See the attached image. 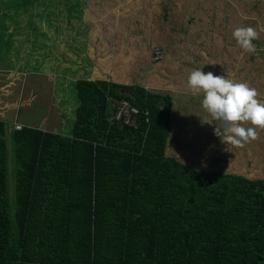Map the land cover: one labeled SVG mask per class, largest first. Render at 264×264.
<instances>
[{
  "label": "trees",
  "instance_id": "16d2710c",
  "mask_svg": "<svg viewBox=\"0 0 264 264\" xmlns=\"http://www.w3.org/2000/svg\"><path fill=\"white\" fill-rule=\"evenodd\" d=\"M59 2L68 5V15L60 19L57 35L84 44L65 47L77 56L84 48L96 52L98 39L87 47L85 21L83 34L69 35L84 19L85 0H0V15L33 10L46 19L43 33H53L56 24L44 5ZM0 25L8 41V25ZM234 45L235 40L213 39L210 47L196 45L188 55L183 47L167 49L182 55L178 72L187 84L185 73L198 70L209 55L197 52L210 50L213 56ZM148 60L154 61L148 62L151 69L160 70L159 59ZM76 89L81 101L71 133L60 126L10 130L0 119V264H264V178L189 166L177 157L180 151L167 154L158 145L148 117H140L136 127L116 124L107 135L109 101L100 87L89 82ZM118 89L125 99L128 90ZM143 140L154 147L133 150Z\"/></svg>",
  "mask_w": 264,
  "mask_h": 264
},
{
  "label": "rangeland",
  "instance_id": "374dc122",
  "mask_svg": "<svg viewBox=\"0 0 264 264\" xmlns=\"http://www.w3.org/2000/svg\"><path fill=\"white\" fill-rule=\"evenodd\" d=\"M85 3L87 8L83 10L84 19L82 16L80 25L72 26L69 35L73 37L76 32L78 35L83 34L84 30L80 26L85 21L89 26L87 47L91 40L96 38L104 55L110 57L106 60L104 57H97L103 59V65H107L108 61L112 60L113 63L117 61L128 66L127 76L116 75L115 69L107 67L109 77H106V81L112 89L120 87L128 90L125 99L128 101L131 97L132 100L138 101V107L142 110L147 109L149 115L151 110L155 109L153 119L149 121L154 123L152 127L158 131L156 135L160 140L158 145L166 146L165 153L177 156L174 150L180 151V156L177 157L196 168L264 178V130H259L258 138L242 148L224 143L214 134L216 122L213 121L211 124L203 122L205 119H212L202 108L203 94L193 95L186 84V78L184 82L181 79L184 74H180L178 68L182 55L178 57L170 54L167 49V47H175L176 51V48L183 47L185 50L183 54L188 55L197 49L196 45L202 46L206 43L210 47L213 39L218 43L235 40L232 33L237 27L256 29L259 38L253 41L256 47L255 53L242 54V49L234 45L231 46L233 47L231 52L220 49L212 56L210 50L209 53L202 50L197 54L202 57L209 54L207 60L202 59L199 63L202 72L205 74L212 72L214 76H223L235 83H247L259 93L257 99L264 102V0H85ZM44 7L52 12L50 19L56 26L50 29H55V33H43V29L47 28L46 19L44 16L38 18L37 12L33 10L9 9L5 16L0 15V22L7 23V31L11 35L7 41V36H3L4 30L0 25V69L8 70L0 71V108L3 109L0 110L4 113L0 117L23 123L19 120L21 118L35 124L33 127H36V124H41L36 117L42 116L44 107L35 99L41 100L42 96H45L46 101L49 102L52 98L57 113L63 114V118L60 117L63 123L59 129L70 133L69 130L76 119L77 100L73 82L69 79L66 70L63 74L66 80L58 75L62 62L61 54L63 53L68 59H74L79 53L74 55L69 52H72L73 48L65 47L69 43H74L75 39L63 38L66 36L64 33L57 35L61 33L57 26L63 25V20L66 21L68 5L59 2L54 6L44 5ZM31 15L35 17H30ZM15 25L17 28L13 29L11 26ZM34 27L36 30L33 29ZM6 45L9 46L7 51L4 50ZM76 45L84 46L80 41L75 42ZM111 45L113 48H110ZM85 50L82 49L84 53L81 55L84 56V61L77 59L86 64V69L80 71L79 77H85L90 68L85 62L90 59ZM156 51H159L161 56ZM98 54L99 49H96V52L93 50L95 57ZM150 55H153V60L159 59L161 63L157 67L160 69L158 74L156 72L158 70L148 68V62L152 61L148 60ZM48 66L56 71L49 75L50 83L48 78H45L48 74L44 72ZM72 70L76 75L77 70L73 68ZM135 72L145 77L136 78L131 82L132 77L137 75L133 74ZM146 72L150 73L148 78ZM191 72L187 71L185 75L188 76ZM38 74L43 76L39 78ZM161 74L163 75L160 76ZM26 81H30L34 88L30 89L31 86L27 89L20 88L24 90L21 92L18 86L21 83L25 85ZM54 83L55 90L47 92L48 85L53 88ZM179 89L183 90V93L176 92ZM119 92L120 89L115 95V100L124 95L123 92ZM66 97H72L74 100V108L71 107L72 104L69 106L73 108L72 110L64 103ZM55 107L52 113H55ZM29 112L32 113L31 115L37 113L32 121ZM54 119L46 122L51 124ZM163 120L168 125L164 124ZM5 124L8 127V123ZM56 125L57 123L46 126L42 123L41 128L54 129ZM250 126V124L245 125V127ZM141 145V149L129 147H133L135 151L145 152L150 151V146L154 147V144L151 145L144 140ZM127 148L128 144L125 146V149ZM10 173L9 167V175ZM12 184L10 179L11 194H13Z\"/></svg>",
  "mask_w": 264,
  "mask_h": 264
},
{
  "label": "clouds",
  "instance_id": "9594fccd",
  "mask_svg": "<svg viewBox=\"0 0 264 264\" xmlns=\"http://www.w3.org/2000/svg\"><path fill=\"white\" fill-rule=\"evenodd\" d=\"M232 36L242 49V54L256 52L253 44L259 38L256 29L237 27ZM187 84L193 95L203 94L202 108L212 118L203 122L211 124L215 121L214 134L224 143L242 148L258 138L259 130H264V102L257 99L259 93L247 83H235L198 69L190 73ZM147 117L149 120V113ZM248 124L251 126L245 127ZM9 128L11 130L15 125Z\"/></svg>",
  "mask_w": 264,
  "mask_h": 264
},
{
  "label": "crops",
  "instance_id": "0c3cea01",
  "mask_svg": "<svg viewBox=\"0 0 264 264\" xmlns=\"http://www.w3.org/2000/svg\"><path fill=\"white\" fill-rule=\"evenodd\" d=\"M110 48H113V46L111 45ZM97 49H99V54L96 57L93 55V49L89 48V49H86L85 50L86 51V54L90 57L89 61H85V62H87L90 65V68L87 71V75L85 77H79L78 75L80 74V71H82V69L85 68V65L86 64L81 63L80 60H77L79 58V59H81V60L84 61V56H77L74 59H68L67 58L66 60H63V58L61 57L62 62H61L60 67H59V75H58V77L63 76L64 70H66V73L70 76L69 79H71V81L73 82L74 93H75L76 100H77V103H76V106H75V113L77 112V108H78V106L80 104V101H81L80 100V97L78 96V93H77L76 85L77 84H81V83H89L90 82V83L96 84V85H98L100 87V91H101V93H103L104 99L109 101V103L107 104L108 105V110L105 109V111H106V117H107L105 119L106 120L105 121V125H106V127H108L110 129L109 133H107V135H109L111 133L112 129L113 128H117L118 126L112 120V115H113V112H114L113 111V108H114V105L116 104L115 95H117V91L115 89H112L111 86L106 81V77L107 78L109 77V74H108V71L109 70L108 69H115L116 72H117L116 75H119V76L125 75V76H127V75H129L128 74V71H126L127 68H128V66L127 65H123V64H119V62H117V61H115L113 63L112 60H109L108 63H107V65H103V62H104L103 59L97 58V57L98 56L104 57L105 60L107 58H110V57H107L106 55H104V53H103L100 45L97 46ZM76 62H78V64ZM97 62H99V63H97ZM107 67H108V69H106ZM72 68L74 70H77V74L76 75L74 74V71L72 70ZM148 68L150 69V67H148ZM147 70L148 69H146V71ZM0 71L6 72L8 70L6 68H3V69H0ZM44 72H46L48 74L45 78H48V83H50L51 77L49 75L56 73V71H53L52 69H50L49 67H47V70L44 71ZM48 72H51V73H48ZM156 72H157V74L160 73V71H156ZM60 73L62 75H60ZM120 73H122V74H120ZM131 73L132 72H130V74ZM39 75L40 74H38V77L39 78H41L43 76V75L42 76H39ZM146 75H148L147 76V78H148L150 76V73L149 72H146ZM162 75L163 74H161L160 76H162ZM143 77H145V76H142V77L135 76V78L132 77L133 80L131 82H133L136 78L137 79H141ZM63 78H64V76H63ZM31 84L32 83L30 81H26L25 82V85L23 83H21V85H19L18 88H19V90H20V88L21 89H23V88H26L27 89L28 87L31 86ZM60 85H62V84H59V86ZM52 87L53 88H50L49 85H48L47 92L50 91V90L51 91L55 90L56 84L54 83L52 85ZM31 88H34V87L31 86L30 89ZM20 91L23 92L24 90H20ZM49 97H52V96L49 95ZM46 99L47 98H45V96H42V99L41 100L35 99V101H37L39 104L43 105V107H44V111H43L42 116H37L36 117V120L37 121H41V124H36L37 125L36 127L41 128L42 123L44 125H46V126H50L51 124L57 123L56 127L55 128L52 127L54 129H51V130H53V131L58 130L59 131V129L57 127L60 126L62 124V122H63V120L60 119V117L63 118V114L62 113H59V114L57 113L58 110L55 107V105H53L52 98L50 99V102L49 101H46ZM64 103H66V106L68 108H70L71 110L74 108V100H73L72 97L71 98H69V97L64 98ZM70 104H72L71 107H73V108L69 107ZM54 107H55V113H52V111L54 110ZM111 107H112V110H111ZM1 110H3V109H1ZM1 110H0V112H1ZM144 110H146L148 112L147 109H144ZM2 114L4 115L3 111L0 113V116H2ZM31 114H32L31 112L28 113L29 117L31 116L30 117V121H32L35 118V115L37 113L35 115H31ZM52 118H55L54 120H52L53 123L50 124V123H47L46 122L47 120L52 119ZM0 119L2 121H4V122H7L9 124V127H11L13 125H16V124H19L21 126L28 125V126H31V127H33L35 125L33 123H29L27 121H24L21 118L19 120L23 121V123H20L17 120L8 121V120H6L4 118H1V117H0ZM74 122L75 121H73L72 126L74 125ZM72 126H71L70 130L72 129ZM41 129H50V127H45V128H41Z\"/></svg>",
  "mask_w": 264,
  "mask_h": 264
},
{
  "label": "built area",
  "instance_id": "2783aa9c",
  "mask_svg": "<svg viewBox=\"0 0 264 264\" xmlns=\"http://www.w3.org/2000/svg\"><path fill=\"white\" fill-rule=\"evenodd\" d=\"M157 53L160 52L158 51ZM141 115L147 117L148 112L146 110L137 108L135 104H132L126 99H119L116 100L115 111L112 115V120L117 125L135 126ZM20 127L21 125L19 124L15 125V128L17 129Z\"/></svg>",
  "mask_w": 264,
  "mask_h": 264
}]
</instances>
